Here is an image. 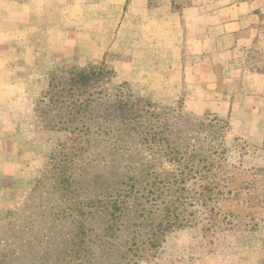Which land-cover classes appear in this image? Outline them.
Listing matches in <instances>:
<instances>
[{"label":"rangeland","instance_id":"1","mask_svg":"<svg viewBox=\"0 0 264 264\" xmlns=\"http://www.w3.org/2000/svg\"><path fill=\"white\" fill-rule=\"evenodd\" d=\"M134 2L140 6L137 0H0V173L5 174L0 223H10L12 214L37 189L40 172L48 164L58 163L48 159L58 145L72 142L65 133L41 130L36 104L48 88L49 75L62 67L106 65L115 71V83L126 82L134 93L155 103L182 106L201 117H217L226 129L229 153L219 162L233 194L195 210L207 219L212 208L231 213L236 227L224 230L212 226L207 234L199 228L176 230L154 257L139 264H264V35L258 39L252 33L245 46L219 53L206 79L188 83L176 75L172 80L170 75H175L169 72L175 55L179 59L181 52L186 61L191 53L185 49L186 36L201 35L200 25L184 19L186 9H224L232 11L230 20L237 19L238 12H255L264 30V0H148L151 9H159L158 16L171 11L169 19L157 20L162 25L156 29L151 20L146 19L142 26L139 16L126 18L125 12ZM220 19L224 17L219 15L214 21ZM257 24L251 22V26ZM162 26L176 28L173 36L167 37L174 40L171 47L157 45L156 41L165 38ZM111 44L119 45L116 51H107ZM133 51L136 56L143 52L151 55L144 65L155 69L159 64L164 73L135 82L120 78L116 64L128 61ZM201 52L217 54L214 45ZM193 60L197 62L196 57ZM25 142L28 146H21ZM23 150L36 154L35 158ZM25 169L30 171L24 183L27 192H12L24 182L20 177ZM50 176H42V184L48 185ZM96 176L99 182L105 181L104 176ZM110 259L107 264L112 263Z\"/></svg>","mask_w":264,"mask_h":264},{"label":"trees","instance_id":"2","mask_svg":"<svg viewBox=\"0 0 264 264\" xmlns=\"http://www.w3.org/2000/svg\"><path fill=\"white\" fill-rule=\"evenodd\" d=\"M114 79L106 65L49 75L36 104L41 130L72 142L58 145L48 158L58 163L0 223V264H139L176 230L236 227L231 213L195 210L233 194L217 117L155 103Z\"/></svg>","mask_w":264,"mask_h":264},{"label":"crops","instance_id":"3","mask_svg":"<svg viewBox=\"0 0 264 264\" xmlns=\"http://www.w3.org/2000/svg\"><path fill=\"white\" fill-rule=\"evenodd\" d=\"M132 2V0H130ZM136 1V0H134ZM137 2L140 4V6H136L135 2L134 4H131L129 6V10L125 12L126 18H129L130 16H139L142 21V26H144L145 20H151L153 23H155L157 28V25L159 22H164V18L167 19L170 18L171 11L164 12L158 16L157 14L160 13L159 9H151L149 7L148 0H137ZM244 4V3H243ZM242 7L240 6L239 9ZM237 11V9H235ZM232 11L227 10H215V11H202L200 8H189L186 9L183 13L184 19L188 20V22H194L197 25V29H200L201 35H187L185 38V49L186 52H191L189 55L186 56V61L182 60L181 52L179 53V59L178 55H175L174 62L172 65V70L169 72H173L175 76L170 75V78L172 80H176V75L181 76L184 78V80L188 83H193L195 81H199L201 79H206L208 75L210 76L211 68L214 69V60L216 56H219V53L227 52L234 47L238 46L240 48L241 46H245V40L249 35L254 33V38H261L264 35V30L261 28L263 22H261L260 15L256 14L255 12H250V14L243 12H238L237 19L230 20L229 13ZM221 16V18L224 17V19H220L219 21H214L215 17ZM149 16V17H148ZM157 20H160L159 22ZM257 22L258 24L255 26H251V22ZM203 25V26H202ZM149 26V25H148ZM144 28V27H143ZM161 29L164 30L165 38H161L160 41H154L157 42V45L167 48L174 45V40H170L167 37L173 36L174 29H170L169 27L162 26ZM144 30H147V28H144ZM151 28L149 27V34H150ZM182 40L183 35H181ZM211 45V47L214 45L217 51V54L214 53H202L201 50L206 46ZM119 45L117 44H111L107 48L108 52L116 51ZM176 54V53H175ZM201 54V55H199ZM147 56L145 52H143V55H135V52L133 51L132 55L129 56L128 61L122 62L119 61L116 64V69L119 72L120 78L124 79L128 82H135L143 78H153L157 75H161L164 72L162 70H159L160 65H155V69L151 68L150 65H144V62L147 59ZM197 58V62L195 60L192 61V58ZM139 59V60H135ZM212 61V62H211ZM126 67V69H125ZM203 68L206 69L205 73L203 72ZM169 74V73H168ZM264 78V74L262 75ZM137 79V80H136ZM181 79V78H180ZM181 81V80H180ZM149 96H153L152 93H146ZM176 94V93H175ZM176 95H179L178 93ZM170 97V96H168ZM28 146V143L25 142L21 146ZM24 152V150H23ZM24 153L29 155V158H35L36 154H32L29 150H26ZM12 157V156H11ZM7 160V158H5ZM30 171L25 169L21 172L20 179L24 181L22 185H18V188H13L11 191L13 192L14 189H17V191L20 193H26L27 190L25 188L26 180L30 178L29 176ZM5 177V174L2 172L0 173V205H3V198H4V192H5V185L3 178ZM25 183V185H24ZM13 186H11L12 188Z\"/></svg>","mask_w":264,"mask_h":264}]
</instances>
